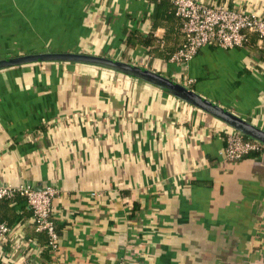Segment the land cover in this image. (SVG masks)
<instances>
[{"label":"crops","instance_id":"1","mask_svg":"<svg viewBox=\"0 0 264 264\" xmlns=\"http://www.w3.org/2000/svg\"><path fill=\"white\" fill-rule=\"evenodd\" d=\"M264 17V0H202ZM154 0H0V57L77 50L148 66L264 128V39L201 47L186 64L128 46ZM182 30V27H181ZM192 78L190 82L188 79ZM231 127L147 81L99 65L0 70V184L55 186L56 247L26 200L0 264H264V149L230 161ZM248 137V136H246Z\"/></svg>","mask_w":264,"mask_h":264},{"label":"built area","instance_id":"2","mask_svg":"<svg viewBox=\"0 0 264 264\" xmlns=\"http://www.w3.org/2000/svg\"><path fill=\"white\" fill-rule=\"evenodd\" d=\"M172 1L187 38L172 54L171 60L174 62L188 63L201 47L210 43H217L225 48L244 46L248 32H255L264 39L263 16L223 2L210 4L202 0ZM188 80L191 82L193 79ZM263 146L261 141L246 137L231 127L222 153L228 160L234 161L251 151L264 149ZM57 193L58 189L52 185L36 189L31 184H0V203L6 198L24 197L32 210L36 229L45 230L49 236V245L56 247L59 233L52 214V202ZM11 228L0 213V238H6Z\"/></svg>","mask_w":264,"mask_h":264},{"label":"water","instance_id":"3","mask_svg":"<svg viewBox=\"0 0 264 264\" xmlns=\"http://www.w3.org/2000/svg\"><path fill=\"white\" fill-rule=\"evenodd\" d=\"M41 61H72L87 63L132 75L154 84L169 93L210 112L214 116L223 120L230 127L250 138L257 139L264 143L263 127L203 95L188 84L148 66L133 63L118 57L77 50H43L0 57V70L15 65Z\"/></svg>","mask_w":264,"mask_h":264},{"label":"trees","instance_id":"4","mask_svg":"<svg viewBox=\"0 0 264 264\" xmlns=\"http://www.w3.org/2000/svg\"><path fill=\"white\" fill-rule=\"evenodd\" d=\"M155 7L152 13L153 27L163 25L166 28L163 37H157L153 32L143 35L138 30H130L126 36V44L130 47L136 46L139 43L146 45L153 55L162 56L164 58H171L172 54L181 45L186 42V34L182 27V20L176 14L175 5L172 0H154ZM255 33V32H254ZM253 32H248L245 44H250V38ZM259 36V35H258ZM264 147V146H263ZM263 149L257 151H251L245 156L251 154H258ZM14 198H6L4 200L12 201ZM3 200V201H4ZM48 234V233H47ZM49 245V236L47 239Z\"/></svg>","mask_w":264,"mask_h":264},{"label":"rangeland","instance_id":"5","mask_svg":"<svg viewBox=\"0 0 264 264\" xmlns=\"http://www.w3.org/2000/svg\"><path fill=\"white\" fill-rule=\"evenodd\" d=\"M87 64V63H86Z\"/></svg>","mask_w":264,"mask_h":264}]
</instances>
